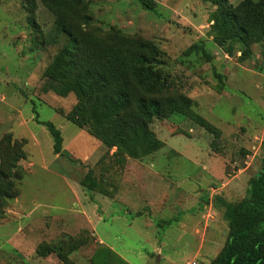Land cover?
Returning <instances> with one entry per match:
<instances>
[{"label":"rangeland","instance_id":"obj_1","mask_svg":"<svg viewBox=\"0 0 264 264\" xmlns=\"http://www.w3.org/2000/svg\"><path fill=\"white\" fill-rule=\"evenodd\" d=\"M153 1L81 0L93 28L153 47L160 79L134 93L157 109L129 127L67 88L40 0H0V264H208L223 246V202L264 163V0Z\"/></svg>","mask_w":264,"mask_h":264},{"label":"trees","instance_id":"obj_2","mask_svg":"<svg viewBox=\"0 0 264 264\" xmlns=\"http://www.w3.org/2000/svg\"><path fill=\"white\" fill-rule=\"evenodd\" d=\"M53 16L52 31L63 35L66 43L56 54L55 61L71 67L67 88L75 92L81 104L89 108L101 105L105 111L120 116L125 112V124L138 123L146 113L155 112L156 102L142 99L135 94L145 80L159 81L160 76L152 68L153 49L150 42H141L122 37L116 31H102L86 22L81 0H40ZM147 9H152L153 0H139ZM30 23L33 12L27 8ZM126 47L122 52L110 50ZM77 69V72L75 70ZM77 123V117L67 115ZM133 119V120H132ZM45 125L52 138V149L58 152L61 137L58 129L49 121ZM124 124V125H125ZM0 155V184L6 174L2 172ZM260 176L250 180L246 198L236 203H224L223 217L227 222V234L223 246L208 264H264V163ZM9 177V176H7ZM91 184H89L90 186ZM92 185L89 187L91 188ZM0 195L2 191L0 188Z\"/></svg>","mask_w":264,"mask_h":264}]
</instances>
